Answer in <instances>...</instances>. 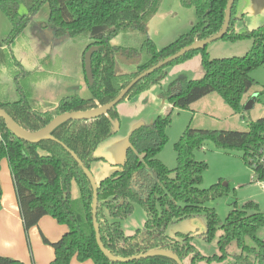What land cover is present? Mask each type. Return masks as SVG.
Wrapping results in <instances>:
<instances>
[{"label": "trees", "instance_id": "1", "mask_svg": "<svg viewBox=\"0 0 264 264\" xmlns=\"http://www.w3.org/2000/svg\"><path fill=\"white\" fill-rule=\"evenodd\" d=\"M23 1L28 14L20 13L17 0H0V9L12 24L10 34L0 38L1 44L12 43L42 5L48 3L47 26L55 38L69 36L74 43H86V49L98 46L92 55L94 82L90 85L92 96L89 99L74 94L56 103L40 102L34 98L33 88L24 81L20 84L18 79L15 80L19 83L20 95L12 99L5 95L6 90L0 80V107L10 114L19 128L30 132L43 129L60 114L89 112L108 104L139 73L181 48L217 33L224 23L228 3V0H180L183 6L195 8L198 21L175 41L158 48L148 35L147 26L164 0ZM232 20L231 17L229 30L222 39L252 38L253 45L245 55L211 58L208 45L193 49L141 79L123 100L133 99L161 84L169 66L200 53L204 75L199 79L178 78L167 89L162 88L160 96L169 100L173 107L187 108L206 95L217 93L234 113H241L245 107V95L257 83L251 72L264 67V25L235 33ZM119 36L121 44H113L112 40ZM131 38L139 42L137 47L131 45ZM120 56L135 58L134 68L118 72L117 59ZM14 61L21 69L19 74L25 78L29 72L17 60ZM175 85H178L177 89L173 90ZM117 105L92 118L61 121L50 131L57 141L19 138L0 117V167L1 161L7 158L26 234L45 216L53 217L68 228L55 242L42 234L44 243L55 251L50 264H71L73 259L80 262L92 260L94 264H178L172 257L160 254L129 261L112 260L98 244L93 222L92 183L61 143L73 150L91 169L94 161L104 159L94 153L99 144L114 133L112 121L119 119ZM171 114L158 115L152 123L134 128L128 136L124 161L98 181L96 216L104 247L116 257H133L150 250H170L183 261L193 254L192 264H195L199 256L192 244L194 235L181 234L182 238L177 239L166 235L165 229L172 221L199 218L205 214L206 230L201 233L202 237L210 242L219 228L223 232L218 241L222 254L215 259L227 258V248L235 241L241 252L233 255V264H260L264 255V243L258 237V232L264 228L262 209L252 201L240 209L233 201L234 208L222 222L215 208L207 206V203L228 194L229 186L219 182L209 188H201L207 163L198 161L194 150L212 140L220 148L242 151L245 163L257 179L263 180L264 117L252 121L245 131L188 126L174 145L178 163L171 169L158 157L169 140L167 129L172 122ZM74 180L80 189L77 198L71 195ZM1 198L0 184V209ZM136 204L144 208L147 220L134 235L126 236L121 221L133 213ZM247 237H252L257 247L247 245ZM0 264L25 263L0 255Z\"/></svg>", "mask_w": 264, "mask_h": 264}, {"label": "rangeland", "instance_id": "2", "mask_svg": "<svg viewBox=\"0 0 264 264\" xmlns=\"http://www.w3.org/2000/svg\"><path fill=\"white\" fill-rule=\"evenodd\" d=\"M17 1L19 3L20 13L28 14V8L24 1ZM161 9H165L167 13L164 15ZM49 14L50 6L48 3H45L37 14L33 16L32 21L24 31L12 43L4 45L0 42V60L3 64H0L2 65L0 67V80H2L4 90H6L5 95L9 98L16 99L20 95L18 89L19 83L21 84L24 81L25 84H28L33 89L36 87V92L39 91L38 85L50 89L49 92L52 95L49 96L53 97L55 102L72 93L89 99L92 96V92L86 78L79 79L80 81L75 85L76 88H71V84L75 81L74 76L76 75L78 66L80 67L81 65L83 67L84 64L82 51L84 55L87 51V49L85 50L84 42L74 43L69 36L56 38L54 41L57 51L50 52L53 53L50 57V66L47 64L45 66L38 65L39 63L36 57V53L38 52L37 45H41L39 44L40 42L46 43L47 41H45L43 33L40 32L42 30L39 26H42L40 22L43 23V26L45 23L47 25ZM232 19V26L235 33H242L246 30L263 26L264 0H236ZM151 21L150 33L148 32V35L153 34L157 47L163 48L175 41L180 35L191 30L193 25L198 21V17L194 7L183 6L180 0H164L159 12ZM47 27L44 31L48 33L51 29L49 26ZM11 30V22L0 9V38L10 34ZM121 41V37L119 36L112 43L121 44ZM130 43L134 47H137L139 44L134 38L130 39ZM48 45L51 46L52 44L48 43ZM252 45V38L235 41L218 39L209 43L207 50L211 58H229L245 55L251 49ZM63 57L67 59L66 66L62 62ZM80 57L81 62L79 61ZM118 58V72L123 71L124 68L126 70H132L134 68L136 63L135 58H126L125 56ZM16 59L26 70H29L25 78L19 74L21 69L14 64V60ZM47 67L54 68L56 71H61L62 73L60 72L61 75L60 73L55 75L51 72L47 74L43 70H38L45 69L49 72L50 70ZM167 73L166 77L162 80L163 85H154L138 94L135 98L123 100L118 103V129L106 140L101 142L94 153L95 156L101 154L107 157L106 160L99 159L95 161L96 169L98 168L97 172L101 177L105 178L118 168L113 164L124 161L125 149L128 145L130 132L138 127V125H142V123H152L155 116H165L172 112V122L167 129L169 140L158 155L171 169L175 168L178 163L174 145L181 138L188 126L200 129L245 131L249 129L252 121L264 117L263 66L251 72V76L257 83L245 95V107L241 113H234L233 109L217 93L206 95L187 108L173 107L169 100L158 97L159 86H164L167 89L169 83L174 78L189 75L187 78L199 79L204 75L202 55L200 53H196L185 62L169 66ZM63 74H69L73 77V80L72 78L68 79L63 77ZM55 78H59V83L61 81H64V83L58 87L59 83ZM15 79H18L19 83ZM37 82L41 83L37 84ZM251 100H254L253 106L248 108L247 106ZM40 152L45 154L43 151ZM194 155L198 161H205L207 163V168L203 172L201 188H209L219 182L227 183L229 186L228 194L217 197L207 203V206L215 208L222 222L225 221L229 212L234 208L233 201L237 202L240 209L250 201L257 203L261 209L264 208V187L261 181L255 176L253 170L245 163L242 151L226 150L218 147L214 141L207 140L201 148L194 150ZM0 172L2 182L5 183L6 187L14 190L7 158L2 160ZM146 220V211L140 204H136L133 213L121 221L124 234L126 236L134 235L138 229L144 227ZM206 221L205 214L200 216V224L198 226H194L188 219L172 221L166 227L165 234L181 239V234L192 233L194 235L192 244L195 246L199 256L195 264H233V255L241 252L237 243L233 241L228 246L227 251L229 255L227 258L221 261L215 259V257L222 254L218 241L223 232L219 228L212 241H206L201 234V230L203 229L201 224H205ZM258 237L262 240L264 239L263 229L258 232ZM246 244L250 247H257L256 241L252 237L246 238ZM192 258L193 254H190L182 263L192 264ZM209 258H212L211 261H209ZM72 263L77 262L73 260Z\"/></svg>", "mask_w": 264, "mask_h": 264}, {"label": "crops", "instance_id": "3", "mask_svg": "<svg viewBox=\"0 0 264 264\" xmlns=\"http://www.w3.org/2000/svg\"><path fill=\"white\" fill-rule=\"evenodd\" d=\"M163 10L161 9V12L165 15L167 12L165 11V9H163ZM32 19H33V17H32ZM32 19H31V21H32ZM40 25L43 26V23L40 22ZM150 25L151 24L149 22L148 23V32L149 33H150ZM42 26H39L42 30L40 32L43 33L45 41L46 40L47 41H46V43L40 42L39 44H41V45H37L38 46V48H37L38 52L36 53V57H37V61L39 63L38 64L39 66H41V65L45 66V64L50 66V59H51L50 57L53 54L50 52L51 51L52 52L57 51L55 48V41H54V40H56V38L54 37L53 33L51 32L52 30L48 31V33L44 31L45 28H48L46 23L43 27ZM149 36L154 40L153 34H149ZM115 39L117 40V37L114 38L112 40V42ZM47 42L49 44H52V45L51 46L48 45ZM154 42H155V40H154ZM84 46H85V50H86L87 44L84 43ZM54 56H55V52H54ZM79 56H81V55H79ZM82 56L84 57L83 51H82ZM79 61L81 62V57H80ZM62 62L66 66V63H67L66 57H63ZM80 62H78V63H80ZM47 69L50 71L48 72L45 69H38V70H43V72H45L47 74L51 72L52 74H55V75L61 72V71H56V69L51 68V67H47ZM26 71L29 72V70H26ZM61 73H60V75H61ZM62 76L66 77L68 79L72 78V80H73V77L70 76L69 74H66V75L63 74ZM55 77H57V76H55ZM181 77H184V76L174 78L173 81H171L169 83L168 87L175 80H177L178 78H181ZM187 77H189V75L186 76V78ZM81 78H86L85 64H83V67L81 65H80V67L78 66V68L76 70V75L74 76L75 81L73 84H71V88H76L75 85H77L76 83H78V81H80L79 79H81ZM55 79H57L58 80L57 82L59 83V78H55ZM188 79H191V78H188ZM44 80H47V79H44ZM43 81H41V82H43ZM41 82H37V84L41 83ZM62 83H64V81H61L58 84V87H60V85ZM161 84H162V82H161ZM53 85H55V84H53ZM38 86H39L38 92H36V87H34V89H33L34 90L33 94H34L35 99L39 100L40 102L56 103L55 99H53V97L49 96V95H52L49 92L50 89H47L41 85H38ZM177 86L178 85H175L173 87V90H176ZM159 87H160L159 92L157 94H158L159 98H162L160 96V92H161V89L165 88V87L164 86L163 87L159 86ZM70 95H74V94L72 93ZM70 95H67V96H70ZM156 117L157 116H155L154 119ZM142 124H144V123H142ZM97 157H102L105 160L107 158L106 156H103L101 154H98ZM117 164H119V163H115L113 165H117ZM97 169H96L95 161H94L91 164V171H92L94 177L96 178V180L98 182L103 177H101V175L97 172ZM11 175H12V173H11ZM12 179H13V176H12ZM0 184L2 187V198H1V209H0V255L9 256V257L18 259V260L24 262L25 264H50L51 261L55 257V251L51 245L44 243L42 234L44 236H46L50 241L55 242L58 239H60V237L65 232H67V229H68L67 226L58 223V221L56 219H54L53 217L45 216L40 220L38 225L30 228L28 235H27L25 233L24 223H23V219L21 216L20 205L18 203V199H17V195H16V191H15L14 180H13L14 190H11L10 187H6L5 183L2 182L1 172H0ZM71 195L73 198H77L78 196H80V189H79V186L75 180L72 182ZM188 220H190L194 224V226H198L200 224V217L194 218V219H188ZM201 225H202V228H204V224H201ZM73 260H75L77 263H72L73 262L72 261L71 264H94V262L92 260H88L85 262H80L76 259H73Z\"/></svg>", "mask_w": 264, "mask_h": 264}, {"label": "water", "instance_id": "4", "mask_svg": "<svg viewBox=\"0 0 264 264\" xmlns=\"http://www.w3.org/2000/svg\"><path fill=\"white\" fill-rule=\"evenodd\" d=\"M234 2H235V0H228L226 10H225L224 23L222 25V28L217 33L213 34L212 36H210L206 39L195 41L193 44L181 48L176 53L166 57L165 59L157 62L156 64L152 65L148 69L139 73L123 89L120 90L118 95L111 102H109L108 104H106V105H104L98 109H95V110H92L89 112H67L64 114H60V115L56 116L43 129H41L39 131H34V132L24 131L21 128H19L16 125V123L14 122V120L12 119V117L10 116V114L5 109H3L1 107H0V117H2L4 119L7 127L19 138H22V139L27 140V141H36V140H40L43 138H50V139L57 141V139L50 133V131L57 124H59L61 121L68 120V119H88V118H92V117H95V116L100 115V114L107 113L109 109H111L112 107H114L115 105L120 103L125 98L127 93L132 89V87L137 82H139L141 79L149 76L150 74L155 72L157 69L169 64L170 62L178 59L179 57L183 56L184 54H186L187 52H189L193 49L203 48L213 41H216L218 39H222L223 36L228 32L229 27H230V21H231V17H232V8L234 5ZM97 50H98V46H96V45L91 46L86 51V53L84 55L85 73H86V78L88 80L89 85L93 84V82H94V74H93V70H92V55ZM253 103H254V100H251L249 102V105L247 104L248 105L247 107L251 108L253 106ZM118 125H119L118 120L112 121L113 132H115L118 129ZM61 144L71 153L73 158L76 160L78 165L83 169V171L85 172V174L88 176V178L90 179V181L92 183V186H93V222H94V227H95V231H96V238H97V241H98L100 248L102 249V251L105 253L106 256H108L112 260L129 261L133 258L147 257V256H151V255L160 254V255L170 256L173 259H175L178 264H183L182 263L183 261L178 257V255H176L174 252H172L170 250H150L144 254H140L137 256H133V257H116V256H113L104 247V245L100 239L99 223L97 221V216H96L97 204H98V182H97L96 178L94 177L91 169H89L88 167L85 166V164L78 157V155L73 150H71L69 147H67L64 143H61ZM205 230H206V225L204 224V228L201 231L204 232Z\"/></svg>", "mask_w": 264, "mask_h": 264}, {"label": "built area", "instance_id": "5", "mask_svg": "<svg viewBox=\"0 0 264 264\" xmlns=\"http://www.w3.org/2000/svg\"><path fill=\"white\" fill-rule=\"evenodd\" d=\"M262 162H264V157H263V159H262ZM258 180H259V179H258ZM260 181H261V184H262L263 187H264V179H263V180H260ZM261 211H262V213L264 214V208H263ZM263 231H264V228H263ZM262 241H263V243H264V239H263ZM260 264H264V255H263V258H262Z\"/></svg>", "mask_w": 264, "mask_h": 264}, {"label": "flooded vegetation", "instance_id": "6", "mask_svg": "<svg viewBox=\"0 0 264 264\" xmlns=\"http://www.w3.org/2000/svg\"><path fill=\"white\" fill-rule=\"evenodd\" d=\"M88 50V49H87Z\"/></svg>", "mask_w": 264, "mask_h": 264}]
</instances>
